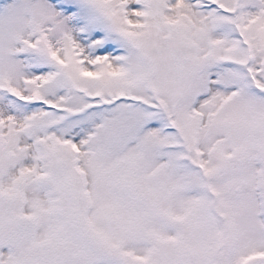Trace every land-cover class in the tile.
<instances>
[{
	"label": "snow or ice",
	"instance_id": "obj_1",
	"mask_svg": "<svg viewBox=\"0 0 264 264\" xmlns=\"http://www.w3.org/2000/svg\"><path fill=\"white\" fill-rule=\"evenodd\" d=\"M0 264H264V0H0Z\"/></svg>",
	"mask_w": 264,
	"mask_h": 264
}]
</instances>
